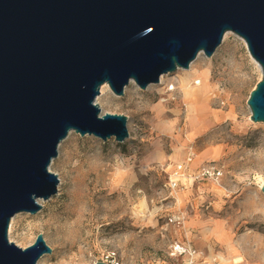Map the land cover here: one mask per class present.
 <instances>
[{
  "label": "rangeland",
  "instance_id": "374dc122",
  "mask_svg": "<svg viewBox=\"0 0 264 264\" xmlns=\"http://www.w3.org/2000/svg\"><path fill=\"white\" fill-rule=\"evenodd\" d=\"M194 66L208 68L212 85L195 99L205 108L203 120L197 108L189 110L194 100L185 98L179 83L167 101L157 84L142 90L130 82L122 96L104 89L96 102L104 112L127 116L129 136L117 142L71 132L50 164L59 178L56 194L34 214L16 213L8 239L24 248L41 233L51 252L38 264H93L107 253L119 264H183L185 255H170L176 241L200 252L197 264H209L195 222L213 220L231 232L244 264H264V194L255 180L264 178V122L252 121L247 105L261 72L244 39L231 31ZM189 147L193 167L211 161L224 174L218 183L197 181L177 191L186 213L178 226L168 221L178 209L165 184ZM251 199L257 210H246Z\"/></svg>",
  "mask_w": 264,
  "mask_h": 264
},
{
  "label": "water",
  "instance_id": "95a60500",
  "mask_svg": "<svg viewBox=\"0 0 264 264\" xmlns=\"http://www.w3.org/2000/svg\"><path fill=\"white\" fill-rule=\"evenodd\" d=\"M227 31L260 65L247 105L264 122V0H0V264H37L51 252L41 233L16 245L8 227L56 194L50 164L71 131L129 136L127 116L96 102L100 86L116 96L130 82L144 90L199 53L210 57Z\"/></svg>",
  "mask_w": 264,
  "mask_h": 264
},
{
  "label": "bare ground",
  "instance_id": "6f19581e",
  "mask_svg": "<svg viewBox=\"0 0 264 264\" xmlns=\"http://www.w3.org/2000/svg\"><path fill=\"white\" fill-rule=\"evenodd\" d=\"M228 32L229 31L224 33L223 39H225ZM200 54L201 53L198 54L197 58L200 56ZM250 57L254 62V64L259 69V71L261 72L260 65L258 64V62L251 56V54ZM179 69L181 70V72H178V70H176L173 73V77L176 78L177 83H179V85L181 86L185 98L190 99L191 102L192 100L195 101L198 95L205 94L211 88L212 85L209 82V76H208L209 70L207 67L196 68L194 66V61H192L189 68L187 69L179 68ZM162 77L163 76H160L161 80ZM196 79H197V83L194 84V81ZM106 88H109L106 83L101 85L100 93H103L104 89ZM210 95L212 98L215 97V93H211ZM194 101L192 102L194 106H189L190 107L189 110L191 109L192 111H194V108H197L198 109L197 119L203 120L205 115V111H204L205 108L202 105L198 106L196 104V101L195 102ZM159 108L161 110V107ZM190 121H191V126H193L194 123L192 117ZM181 149L182 147H178L174 153V156H177V154L181 152ZM194 163L195 161L193 160V164ZM255 180L258 189L261 191V186L264 184V178L261 175H257L255 176ZM39 202L42 201L39 200ZM258 208H259V203L254 199H251L246 205V210H257ZM12 221H13V217L10 219L9 228H8L9 239L12 228ZM201 241L207 247L209 264H244V258L242 254L239 252L240 250L237 247L235 241L233 240L231 232L228 231V229H226V227L223 226L222 223L213 220L207 223L204 222L201 229ZM216 247L221 248V250L218 251L217 253H215ZM199 255L200 253H198L196 256Z\"/></svg>",
  "mask_w": 264,
  "mask_h": 264
},
{
  "label": "built area",
  "instance_id": "2783aa9c",
  "mask_svg": "<svg viewBox=\"0 0 264 264\" xmlns=\"http://www.w3.org/2000/svg\"><path fill=\"white\" fill-rule=\"evenodd\" d=\"M164 76L167 79H164ZM176 83V78L171 75H163L162 80L159 79L158 83H156L161 86L163 94L166 95L163 97L164 101L173 98V92H175L177 88ZM196 83L197 79L194 81V84ZM193 158L194 151L192 150V147H189L185 157L177 162L168 173L165 187L170 191L169 194L173 199H175L177 191L184 186L182 181H210L212 183H218L223 177V168L211 161L202 163L197 168L192 169L191 163ZM185 219L186 214L181 210H177L169 216L168 221L169 223L181 226L184 224ZM170 255L175 257L185 255L186 260L183 264H194L197 251L190 245H184L183 243L176 241L170 247ZM102 261L106 262V264H119L115 260L113 254L110 253H107L105 259Z\"/></svg>",
  "mask_w": 264,
  "mask_h": 264
},
{
  "label": "crops",
  "instance_id": "0c3cea01",
  "mask_svg": "<svg viewBox=\"0 0 264 264\" xmlns=\"http://www.w3.org/2000/svg\"><path fill=\"white\" fill-rule=\"evenodd\" d=\"M194 159V158H193ZM191 168L192 169H195V168H197V167H193V161H192V163H191ZM196 182H192V181H182V184L184 185L182 188H186V187H189V188H192L193 187V185L195 184ZM201 183H204V182H201ZM181 189V188H180ZM179 189V190H180ZM198 192H199V194L200 195H203V190H200V189H198ZM201 197V196H200ZM175 200H176V202H175V207H176V209H178V210H181V211H183V212H185V210L183 209H181V207H179L178 205V200L175 198ZM186 214V213H185ZM184 223H185V221H184ZM198 226H201V229H202V225H203V222L202 221H198V222H195ZM200 239H201V233H200ZM200 253V252H199ZM197 254H198V252H197ZM199 256H196L195 257V261H194V264H197L198 262H199ZM197 262V263H196Z\"/></svg>",
  "mask_w": 264,
  "mask_h": 264
}]
</instances>
